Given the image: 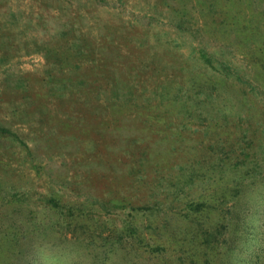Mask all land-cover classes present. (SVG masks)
<instances>
[{
    "label": "rangeland",
    "instance_id": "1",
    "mask_svg": "<svg viewBox=\"0 0 264 264\" xmlns=\"http://www.w3.org/2000/svg\"><path fill=\"white\" fill-rule=\"evenodd\" d=\"M0 128V264H264V0H0Z\"/></svg>",
    "mask_w": 264,
    "mask_h": 264
},
{
    "label": "trees",
    "instance_id": "2",
    "mask_svg": "<svg viewBox=\"0 0 264 264\" xmlns=\"http://www.w3.org/2000/svg\"><path fill=\"white\" fill-rule=\"evenodd\" d=\"M204 58H205L206 63H207L208 65L212 66L213 69H215V66L213 65L212 60L209 59V58H207V57H205V56H204ZM0 132H1L3 135H6V136H9V137H12V138H16V139H18L17 135L13 134V132H11V130L8 129V128H0Z\"/></svg>",
    "mask_w": 264,
    "mask_h": 264
}]
</instances>
